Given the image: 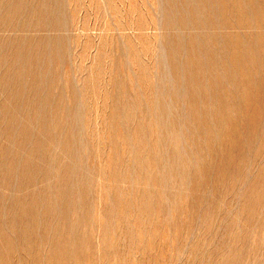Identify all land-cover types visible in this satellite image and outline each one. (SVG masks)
Listing matches in <instances>:
<instances>
[{
    "label": "rangeland",
    "instance_id": "1",
    "mask_svg": "<svg viewBox=\"0 0 264 264\" xmlns=\"http://www.w3.org/2000/svg\"><path fill=\"white\" fill-rule=\"evenodd\" d=\"M230 5L226 0H0V168L11 172L15 189L24 162L44 159L38 169L46 174L37 170L39 176L45 185L55 178L51 184L54 191L60 184L61 194L51 193L53 212L51 191L44 190L28 224H49L54 216L50 224H75L71 232L81 259L71 255L69 264H264V56H259L264 45L243 40L253 59L244 62L246 76L230 60L233 48L224 38L264 34V1L239 0L232 12ZM239 12L252 19L249 27H237ZM37 136L43 141L35 142ZM24 188L6 191L11 218L19 206L13 198ZM31 261L15 253L0 264H41Z\"/></svg>",
    "mask_w": 264,
    "mask_h": 264
},
{
    "label": "bare ground",
    "instance_id": "2",
    "mask_svg": "<svg viewBox=\"0 0 264 264\" xmlns=\"http://www.w3.org/2000/svg\"><path fill=\"white\" fill-rule=\"evenodd\" d=\"M115 1V0H114ZM227 2H230V12H232L235 8H233V7H240L239 6V0H226ZM257 1V0H256ZM264 1V0H263ZM20 2V1H19ZM58 2V1H57ZM9 3H11V2H9ZM18 3V2H17ZM21 3V2H20ZM19 3V4H20ZM29 3V2H28ZM48 3V2H47ZM109 3V2H108ZM24 4V3H23ZM23 4H21V6L23 5ZM25 4H27V3H25ZM24 4V5H25ZM55 4V3H54ZM18 5V4H17ZM112 5V4H111ZM12 6H14V5H12ZM28 6V5H27ZM50 6V5H49ZM52 6V5H51ZM10 7V6H9ZM8 7V8H9ZM24 7H26V6H24ZM12 7H10V9H11ZM29 8H32L31 7V4H30V7ZM28 8V9H29ZM18 9V8H17ZM36 9V8H35ZM40 9H41V7H40ZM39 9V10H40ZM259 9H261V10H263V8H256L255 10H257L258 12H259ZM27 10V9H26ZM37 10V9H36ZM44 10V9H43ZM112 10V9H111ZM184 10V9H183ZM217 10V9H216ZM13 11V10H12ZM22 11V10H21ZM30 11V10H29ZM3 12V11H2ZM17 11H15V13H16ZM20 12V11H19ZM28 12V11H27ZM185 12V11H184ZM189 12V11H188ZM8 13H10V10L8 11ZM13 13V12H12ZM22 13V12H21ZM24 13V12H23ZM22 13V14H23ZM29 13V12H28ZM31 13V12H30ZM42 13H44V12H42ZM223 13H225V12H223ZM226 13H228V12H226ZM250 13V12H249ZM26 14V13H25ZM238 14H240L241 15V17L239 18L240 20H239V25H237V27H240V28H246V27H249V25H250V22L252 21V19L249 17V19L247 18V15H245L246 13L245 12H239ZM11 16H12V14H10ZM9 15V16H10ZM29 15V14H28ZM44 15H45V13H44ZM19 16V15H18ZM41 16L42 15H40L39 17L41 18ZM47 16V15H46ZM258 16V15H257ZM12 18V17H11ZM15 18V17H14ZM185 18H186V16H185ZM5 19V18H4ZM25 19V18H24ZM31 19V18H30ZM35 19V18H34ZM38 19V18H37ZM46 19V18H45ZM52 19V18H51ZM50 19V20H51ZM187 19V18H186ZM39 20V19H38ZM37 20V21H38ZM43 20V19H42ZM48 20V19H47ZM49 20V21H50ZM9 21V20H8ZM19 21H20V19H19ZM36 21V20H35ZM154 21V20H153ZM26 22V21H25ZM40 22V21H39ZM39 22H38V24H39ZM260 22H262V23H264V21H260ZM29 23V22H28ZM198 23V22H197ZM200 23V22H199ZM225 40H227V46H231L232 48H233V50H232V54H231V56H230V60L236 65V66H238L239 68H240V71L241 72H244V74L246 75V76H250V73H249V71H248V69L246 68V66H245V64H244V62L247 60V58L249 59V60H253L252 58H249V57H247L251 52H252V50H251V48L249 47V46H247V44L246 43H244L243 42V40L244 39H250V38H254V40H257V41H259V44H262V46L264 45V34H262V33H260V34H255V35H253V34H251V33H247V31L246 32H242V33H232V34H227L225 37ZM19 39V38H18ZM25 39V38H24ZM27 39V38H26ZM22 40H23V38H22ZM29 40V39H28ZM145 41V40H144ZM19 42V41H18ZM23 42V41H22ZM25 42L27 43V42H29V41H26L25 40ZM32 42V41H31ZM35 42V41H34ZM45 42V41H44ZM47 42V41H46ZM1 43V42H0ZM20 43H21V41H20ZM30 43V42H29ZM52 43V42H51ZM176 43V42H175ZM19 44V43H18ZM33 44V43H32ZM43 44V43H42ZM26 45V44H25ZM24 44L22 45V46H25ZM28 45V44H27ZM177 45H178V43H177ZM18 46V45H17ZM17 46H15V47H17ZM31 46V45H30ZM41 46H43L44 47V45H41ZM47 46V45H46ZM45 46V47H46ZM1 47V46H0ZM4 45H3V50H4ZM20 47V46H19ZM28 47V46H27ZM26 47V48H27ZM34 47V45L32 46V48ZM52 47V46H51ZM36 48V47H35ZM35 48H33V49H35ZM53 48V47H52ZM55 48H56V46H55ZM174 48V47H173ZM2 49V48H1ZM11 49H12V47H10V51H11ZM21 49H22V47H21ZM37 49V48H36ZM40 49V48H39ZM38 49V50H39ZM44 49V48H43ZM162 49V48H161ZM177 49V47L175 48V50ZM183 49V48H182ZM6 50V49H5ZM26 50V49H25ZM51 50V49H50ZM12 51H14V50H12ZM18 51V50H17ZM21 51V50H20ZM24 51V50H23ZM27 51V50H26ZM39 51H41V50H39ZM179 51V50H178ZM33 52V51H32ZM34 52L36 53V51L34 50ZM42 52V51H41ZM58 52V51H57ZM260 52V54H259V56H261V57H263L264 56V51L263 50H261V51H259ZM14 53H16V50H15V52ZM23 53V52H22ZM30 53H31V51H30ZM7 54V53H6ZM12 54H13V52H12ZM36 54H39V53H36ZM3 55V54H2ZM9 55V54H8ZM16 55V54H15ZM27 55V54H26ZM251 55H253V54H251ZM1 56V55H0ZM20 56V55H19ZM40 56V55H39ZM42 56V55H41ZM32 57H35V54H33L32 55ZM45 57H46V55H45ZM12 58H15V57H12ZM22 58H23V56H22ZM30 58H31V56H30ZM37 58V57H36ZM3 59V58H2ZM1 58H0V60H2ZM8 59V58H7ZM42 59V58H41ZM43 59H45V58H43ZM4 60H5V58H4ZM10 60H11V57H10ZM29 60V59H28ZM36 60V59H35ZM38 60H40V59H38ZM192 60V59H191ZM8 61V60H7ZM14 61V60H13ZM12 61V62H13ZM15 61H16V59H15ZM32 61V60H31ZM45 61H46V59H45ZM35 62V61H34ZM37 62V61H36ZM40 62H42L43 63V61H40ZM50 62V61H49ZM176 62V61H175ZM10 63V62H9ZM33 63V62H32ZM11 64V63H10ZM21 64V63H20ZM5 65V64H4ZM4 65H3V67H4ZM13 65V64H12ZM34 65V64H33ZM179 65V64H178ZM251 65H252V63H251ZM11 66V65H10ZM21 65H19V67H20ZM24 66H25V64H24ZM30 66V65H29ZM176 66V65H175ZM181 66V65H180ZM184 66V65H183ZM12 67V70H14L15 68H13L14 66H11ZM23 66H21L20 68H22ZM178 67V66H177ZM30 68V67H29ZM36 67L34 66V69H32L33 71H35L36 69H35ZM39 68V67H38ZM38 68H37V70H38ZM45 68H46V66H45ZM51 68V67H50ZM4 69H6L5 67H4ZM3 69V70H4ZM19 69V68H18ZM256 69V68H255ZM2 70V69H1ZM44 70V69H43ZM49 70V69H48ZM180 70V69H179ZM8 71V70H7ZM10 71H11V69H10ZM16 71V73H17V70H15ZM28 71V70H27ZM40 71V70H39ZM35 72H37V71H35ZM43 72V71H42ZM45 72V71H44ZM1 73V72H0ZM11 73V72H10ZM12 73H14V72H12ZM22 73V72H21ZM32 73V72H31ZM25 74V73H24ZM38 75H39V73H37ZM12 75V74H11ZM16 75V74H15ZM15 75H12V76H15ZM26 75H28V74H26ZM34 75V74H33ZM37 75V76H38ZM42 75H44L43 73H41L40 74V76H42ZM4 76H8L6 73H5V75ZM9 76H10V74H9ZM23 77V76H22ZM36 77V76H35ZM203 77V76H202ZM4 78V77H3ZM9 78V77H8ZM15 79H17V76H15L14 77ZM24 79H25V77H23ZM38 78H39V76H38ZM43 78V77H42ZM41 78V79H42ZM7 79V78H6ZM19 79H21V78H19ZM29 79V78H28ZM36 79V78H35ZM2 80V79H1ZM0 80V81H1ZM4 80V79H3ZM13 80V82L15 81L14 79H12ZM11 80V81H12ZM26 80H27V78H26ZM10 81V82H11ZM21 81H23L22 79H21ZM36 81V80H35ZM195 81V80H194ZM261 81V80H260ZM3 82V81H2ZM2 82H1V84H2ZM5 82V81H4ZM18 82V81H17ZM30 82V81H29ZM34 82V81H33ZM23 83H24V81H23ZM27 84H28V82H26ZM31 83V82H30ZM29 83V84H30ZM43 82H41V84H42ZM196 83V82H195ZM5 84V83H4ZM7 84V83H6ZM10 84H12V82L10 83ZM33 84V83H32ZM35 84H38V82L36 83L35 82ZM9 85V84H8ZM18 85H19V83H18ZM22 85V84H21ZM2 86H4V85H2ZM20 86V85H19ZM39 86V85H38ZM153 86V85H152ZM23 87V86H22ZM31 87V86H30ZM41 87H43V86H41ZM203 87V86H202ZM21 88V87H20ZM1 89V88H0ZM21 89H23V88H21ZM20 89V90H21ZM26 89H28V88H26ZM214 89V88H213ZM30 90V89H29ZM40 90V89H39ZM5 91V90H4ZM10 91H12V89L11 90H9V92ZM26 91V90H25ZM31 91V90H30ZM35 91V90H34ZM36 91H38L37 89H36ZM42 91V90H41ZM144 91V90H143ZM259 91V90H258ZM2 92V91H1ZM7 92V91H6ZM5 92V93H6ZM16 92V91H15ZM15 92H11V93H15ZM23 92V91H22ZM27 92V91H26ZM29 92V91H28ZM28 92H27V94H28ZM39 92V91H38ZM208 92V91H207ZM263 92V91H262ZM4 93V92H3ZM31 93V92H30ZM7 94H9L10 95V93H7ZM12 94V95H13ZM35 94V93H34ZM37 94V93H36ZM44 94V93H43ZM53 94V93H52ZM19 95V94H18ZM41 95V94H40ZM5 96H7V95H5ZM11 96V95H10ZM20 96H22V95H19V97ZM30 96V95H29ZM28 96V97H29ZM13 97H15V96H13ZM18 97V98H19ZM23 97H25V96H23ZM149 97V96H148ZM196 97V96H195ZM194 97V98H195ZM9 98V97H8ZM17 98V99H18ZM30 98V97H29ZM32 98V97H31ZM30 98V99H31ZM12 99H14V98H12ZM16 99V98H15ZM16 99V100H17ZM19 99H22V98H19ZM18 99V100H19ZM24 99V98H23ZM35 99V98H34ZM47 99V98H46ZM3 100H6V99H3ZM16 100H15V102H14V104H17L16 103ZM28 100V99H27ZM114 100V99H113ZM23 101V100H22ZM22 101H21V103H22ZM31 101V100H30ZM29 101V102H30ZM50 101V100H49ZM48 101V102H49ZM11 102H13V101H11ZM24 102V101H23ZM34 102V101H33ZM52 102V101H51ZM58 102H60V101H58ZM57 102V103H58ZM0 104H2V103H0ZM4 104H6V103H4ZM3 104V105H4ZM26 104H27V102H26ZM25 103L24 104H22V105H24V107H25V105H26ZM34 104V103H33ZM43 104V103H42ZM46 104H49V103H46ZM54 104V103H53ZM8 105V104H7ZM6 105V106H7ZM13 105V103L11 104V106ZM21 105V104H20ZM20 105L18 106V107H20ZM29 105V104H28ZM32 105V104H31ZM35 105V104H34ZM45 105V104H44ZM57 105V104H56ZM55 105V106H56ZM5 106V107H6ZM15 106V105H14ZM33 106V105H32ZM48 106V105H47ZM53 106V105H52ZM62 106V105H61ZM15 107H17V106H15ZM23 107V106H22ZM31 107V106H30ZM38 107H39V105H38ZM3 108V107H2ZM27 109H28V106L26 107ZM25 108V109H26ZM52 108V107H51ZM58 108V107H57ZM214 108V107H213ZM264 108V107H263ZM5 109V108H4ZM13 109V108H12ZM29 109H31V108H29ZM61 109V108H60ZM233 109V108H232ZM6 110V109H5ZM15 110H17L18 111V108L17 109H15ZM20 110L22 111V109L20 108ZM49 110H50V108H49ZM0 111H2V109L0 110ZM9 111V110H8ZM12 111V110H11ZM25 111V110H24ZM32 111H35V110H32ZM51 111V110H50ZM57 111V110H56ZM62 111V110H61ZM5 112V111H4ZM19 112V111H18ZM17 112V113H18ZM60 112V111H59ZM10 113V112H9ZM26 113H28V112H26ZM31 113L32 112H30V115H31ZM2 114V113H1ZM5 114V113H4ZM10 114H12V113H10ZM44 114V113H43ZM67 114V113H66ZM236 114V113H235ZM6 115V114H5ZM4 115V116H5ZM29 114H27V116H28ZM42 115V114H41ZM49 115V114H48ZM218 115V114H217ZM2 116V115H1ZM0 116V117H1ZM9 116V115H8ZM14 116V115H13ZM16 116H18V114L16 115ZM45 116V115H44ZM57 116V115H56ZM63 116V115H62ZM61 116V117H62ZM215 116V115H214ZM260 116V115H259ZM7 117V116H6ZM10 117V116H9ZM127 117V116H126ZM1 118H3V117H1ZM26 118V117H25ZM29 118V117H28ZM31 118H33V117H31ZM31 118H29V120L31 119ZM72 118V117H71ZM63 119H65V118H63ZM3 120V119H2ZM12 120V118H10V120H8V121H11ZM26 120V119H25ZM35 120V119H34ZM37 120H38V118H37ZM39 120H42V119H39ZM44 120V119H43ZM53 120V119H52ZM67 120H68V118H67ZM121 120V119H120ZM5 121H7V120H5ZM5 121H4V123H5ZM17 121H19V120H17ZM58 122H60L59 120H57ZM3 122V121H2ZM23 122H24V120H23ZM26 122V121H25ZM27 122H29L28 120H27ZM32 122V121H31ZM43 122V121H42ZM56 122V121H55ZM61 122H66V121H61ZM70 122V121H69ZM152 122V121H151ZM187 122V121H186ZM33 123V122H32ZM104 123V122H103ZM6 124V123H5ZM5 124H3V125H5ZM7 124H8V122H7ZM10 124V123H9ZM8 124V125H9ZM12 124V123H11ZM10 124V125H11ZM15 124H16V122H15ZM29 124H30V122H29ZM44 124V123H43ZM244 124V123H243ZM23 125H24V123H23ZM28 125V124H27ZM34 125V124H33ZM38 125H40L39 123H38ZM60 125V124H59ZM64 125V124H63ZM2 126V125H1ZM30 126V125H29ZM46 126V125H45ZM50 126V129H51V124L49 125ZM54 126V125H53ZM58 126V125H57ZM6 127H8L7 125H6ZM10 127V126H9ZM19 127H23V126H19ZM41 128H43L42 126H40ZM4 128V127H3ZM25 128H26V125H25ZM49 128V127H48ZM58 128V127H57ZM62 128V127H61ZM60 128V129H61ZM1 129V128H0ZM7 129V128H6ZM6 129H4L5 131H6ZM15 129V128H14ZM14 129H11V130H14ZM24 129V128H23ZM27 129V128H26ZM25 129V130H26ZM45 129H47V127H45ZM45 129H42L43 131L45 130ZM66 129V128H65ZM233 129V128H232ZM21 129H19V131H20ZM24 130V132H26ZM48 130V129H47ZM64 130V129H63ZM239 130V129H238ZM2 131V130H1ZM0 131V132H1ZM9 131V130H8ZM17 131H18V129H17ZM29 131H31V128H30V130ZM60 131V130H59ZM58 131V132H59ZM4 132V131H3ZM2 132V133H3ZM7 132V131H6ZM23 131L21 132V133H24ZM45 132H47V131H45ZM61 132V131H60ZM5 133V132H4ZM11 133H13V132H11ZM11 133H9L8 132V134H10L11 135ZM18 133H20V132H18ZM20 133V135L22 136V138H23V135H25V134H21ZM28 133H31V132H28ZM52 134H53V132H51ZM55 133V132H54ZM57 133V132H56ZM193 133V132H192ZM33 134V133H32ZM34 134H36L35 132H34ZM41 134V133H40ZM63 134V133H62ZM71 134V133H70ZM249 134V133H248ZM26 135H28V134H26ZM31 135V134H30ZM29 135V136H30ZM43 135H45V137L47 138V135L44 133ZM42 135V136H43ZM109 135V134H108ZM151 135V134H150ZM12 136H13V134H12ZM19 136V135H18ZM20 136V137H21ZM136 136V135H135ZM7 137H9V135L7 136ZM25 137V136H24ZM27 137V136H26ZM33 137H35V136H33ZM39 136H37V138H36V140H35V142H37V139L39 140V138H38ZM57 137V136H56ZM69 137V136H68ZM141 137V136H140ZM18 138V137H17ZM22 138H21V140H22ZM29 138V137H28ZM71 138V137H70ZM1 139V138H0ZM25 139V138H24ZM42 139V138H41ZM41 139L39 140V141H41ZM52 139V138H51ZM57 139H59L58 137H57ZM13 140V139H12ZM11 139L10 140H8L9 142H7V143H12V142H10V141H12ZM16 140V142H17V139H15ZM29 140H30V138H29ZM46 139H44V141H45ZM48 140V139H47ZM69 140V139H68ZM92 140V139H91ZM108 140H110V139H108ZM125 140V139H124ZM136 140V139H135ZM32 141H33V138H32ZM38 141V142H39ZM43 141V140H42ZM41 141V142H42ZM49 141V140H48ZM61 141H62V139H61ZM73 141V140H72ZM76 141V140H75ZM123 141V140H122ZM199 141V140H198ZM21 142V141H20ZM29 142V141H28ZM34 142V141H33ZM40 142V143H41ZM51 142V141H50ZM55 141H53V143H54ZM104 142H105V140H104ZM142 142V141H141ZM4 143V142H3ZM25 144H28L27 142H24ZM44 143V142H43ZM52 143V144H53ZM65 143H66V141H65ZM122 143V142H121ZM121 143H120V145H121ZM125 143V142H124ZM203 143V142H202ZM6 144V143H5ZM21 144V143H20ZM20 144H18V145H20ZM23 144V143H22ZM25 144H24V146H25ZM55 144V143H54ZM67 144V143H66ZM69 144V143H68ZM110 144V143H109ZM137 144V143H136ZM9 145V144H8ZM18 145H17V147H18ZM29 146H30V144H28ZM38 145V143L37 144H35V146H37ZM43 145V144H42ZM46 145H47V142H46ZM71 145V144H70ZM2 146H4L3 144H2ZM6 146H7V144H6ZM22 146V145H21ZM28 146V149L30 148ZM34 146V145H33ZM72 146V145H71ZM71 146H70V149H71ZM75 146V145H74ZM74 146H73V148H74ZM137 146V145H136ZM151 146V145H150ZM244 146V145H243ZM16 147V148H17ZM38 147V149H39V147H40V145H38L37 146ZM42 147V146H41ZM67 147V146H66ZM65 147V148H66ZM7 148H8V146H7ZM15 148V149H16ZM33 148H36V147H33ZM43 148V147H42ZM41 148V149H42ZM51 148V147H50ZM49 148V149H50ZM64 148V149H65ZM72 148V149H73ZM197 148V147H196ZM23 149V148H22ZM26 149V148H25ZM37 149V148H36ZM44 149H45V147H44ZM44 149H43V151L42 152H44ZM58 149V148H57ZM108 149V148H107ZM142 149V148H141ZM9 150V149H8ZM17 150H18V148H17ZM21 150V149H20ZM27 150V149H26ZM30 150H31V148H30ZM29 150V151H30ZM47 150V149H46ZM68 149H66V151H67ZM171 150V149H170ZM24 151V150H23ZM32 151H34V150H32ZM40 151V150H39ZM73 151H75V150H73ZM136 151V150H135ZM22 151H20V153H21ZM27 152V151H26ZM25 152V153H26ZM31 152V151H30ZM37 152V151H36ZM35 152V155L37 154ZM70 152V151H69ZM72 152V151H71ZM70 152V153H71ZM201 152V151H200ZM0 153H3V151L1 152L0 151ZM10 153H11V151H10ZM16 153V152H15ZM39 153H41V152H39ZM53 153V152H52ZM74 153V152H73ZM72 153V154H73ZM142 153V152H141ZM5 154V153H4ZM8 154V153H7ZM7 154H5V156L7 155ZM22 154H23V152H22ZM31 155H33L32 153H30ZM47 154H48V152H47ZM39 155V154H38ZM37 155V156H38ZM44 155H46V154H44ZM57 155V154H56ZM138 155V154H137ZM146 155V154H145ZM211 155V154H210ZM2 156H3V154H2ZM12 156V155H11ZM16 155H14L13 157H15ZM39 156H42V155H39ZM47 156V155H46ZM58 156V155H57ZM57 156H55V158H57ZM184 156V155H183ZM4 157V156H3ZM7 157V156H6ZM19 157H20V155H19ZM45 157V156H44ZM48 157V156H47ZM46 157V159H47V161H48V158ZM54 157V156H53ZM139 157V156H138ZM212 157V156H211ZM8 158V157H7ZM17 158V157H16ZM21 158V157H20ZM19 158V159H20ZM37 158V157H36ZM39 158L40 157H38V160H35V156H34V160H32V161H25L24 159V170H23V172H22V177H21V175H20V179L19 180H17L18 182H17V184H16V186H15V189L13 188L14 186H13V184L11 185V183H10V180H11V178H12V174H11V172L8 170V169H5L4 167V165H2V167L3 168H0V261H2V260H4V259H6V258H8V257H10L11 255H13V254H17V255H19L20 257H21V259H31L32 261L34 260L35 262L36 261H40L41 262V264H69V258L71 257V255H74L75 254V257L74 258H79L80 256H79V254L80 253H78V251L76 250V243L78 242H75V240H76V237L74 236L73 237V234L74 233H72L71 232V227H73V226H71V224L69 223V224H67V223H65V224H56V223H54V224H50V222H52V220L55 218V216H54V218L52 219V220H48L49 221V224H28L29 222H31L33 219L30 217V213H32V208H33V205L34 204H38L37 202L35 203V201L36 200H38V199H41L40 197H41V193H42V195H44V190H45V193H46V191L48 192V191H51L50 192V195H49V193L47 194V195H49L48 197H51V193H53V191H54V189H53V185L51 184L52 183V181L53 180H55V178L51 181V179H50V182L51 183H49V184H47V185H45V178L44 177H41L42 179H43V181H41L40 179V174H39V171H37V170H40V169H38L39 168V165L38 164H41V163H39V161H41V159L42 160H44L43 158H41L40 160H39ZM50 158H52V157H50ZM6 159V158H5ZM13 159V158H12ZM18 159V160H19ZM30 159H31V157H30ZM72 159V158H71ZM256 159V158H255ZM1 160V159H0ZM3 160H4V158H3ZM21 160V159H20ZM19 160V161H20ZM51 160V159H50ZM88 160V159H87ZM264 160V159H263ZM2 161V160H1ZM0 161V162H1ZM5 161V160H4ZM3 161V162H4ZM8 161H9V159H8ZM13 160H11V162H12ZM57 161V160H56ZM73 161V160H72ZM103 161H104V159H103ZM234 161H235V159H234ZM233 161V162H234ZM18 162V161H17ZM46 162V160L44 161V163ZM53 162V161H52ZM105 162V161H104ZM5 163V162H4ZM3 163V164H4ZM9 163V162H8ZM13 163V162H12ZM20 163H22V161L20 162ZM6 164H7V161H6ZM15 164V163H14ZM47 164V163H46ZM45 164V165H46ZM53 164V163H52ZM55 164V163H54ZM57 164V163H56ZM217 164V163H216ZM16 165V164H15ZM44 165V164H43ZM43 165H42V167H41V169L42 168H44L45 167V165H44V167H43ZM175 165V164H174ZM7 166H9V165H7ZM10 166H11V164H10ZM18 166V165H17ZM48 166V164L46 165V167ZM70 166V165H69ZM75 166V165H74ZM218 166V165H217ZM12 167H13V165H12ZM45 167V168H46ZM56 167V166H55ZM191 167V166H190ZM51 168V167H50ZM57 168V167H56ZM16 169V168H15ZM47 169H49V168H47ZM65 169V168H64ZM63 169V170H64ZM109 169V168H108ZM14 170V169H13ZM55 171H56V169H54ZM53 170V171H54ZM62 170V169H61ZM69 170V169H68ZM72 170V169H71ZM74 170V169H73ZM20 171V170H19ZM18 170L16 171V173L17 172H19ZM22 171V170H21ZM42 173H44L43 172V169L42 170H40ZM49 171V170H48ZM52 171V170H51ZM58 172H59V170H58ZM63 172V171H62ZM73 172V171H72ZM251 172V171H250ZM12 173H14V172H12ZM37 173H38V175H37ZM49 173V172H48ZM47 173V174H48ZM52 173V172H51ZM55 173V172H54ZM53 173V174H54ZM19 173H17V175H18ZM44 174H46V173H44ZM61 174V173H60ZM72 174V173H71ZM77 174V173H76ZM127 174V173H126ZM57 175V174H56ZM62 175V174H61ZM65 175V174H64ZM41 176H43V175H41ZM45 176V175H44ZM47 176V175H46ZM50 176H53V175H51L50 174ZM60 176V175H59ZM84 176V175H83ZM47 177H49V176H47ZM73 177V176H72ZM72 177L70 176V178L72 179ZM81 177V176H80ZM13 178H15V176L13 177ZM18 178V177H17ZM58 178V177H57ZM56 178V179H57ZM63 178V177H62ZM61 178V179H62ZM64 179V178H63ZM67 179H68V177H67ZM67 179H66V181H67ZM99 179V178H98ZM46 180H49V179H46ZM251 180V179H250ZM74 181V180H73ZM102 181V180H101ZM193 181V180H192ZM16 182V181H15ZM76 182V181H75ZM75 182H73L72 184H74ZM62 183V182H61ZM66 183V182H65ZM68 183V182H67ZM84 183V182H83ZM40 184H41V186H42V184H43V188H40V189H38V191H34L33 190V188H34V186H37V188H38V185L40 186ZM69 184H71V183H69ZM71 184V185H72ZM82 184V183H81ZM54 185H55V183H54ZM70 185V186H71ZM79 185V184H78ZM109 185V184H108ZM23 186H25V188H24V190L26 189V191H24L23 192V190H22V194L21 195H19V194H17V195H19L18 197H16V198H13V200L15 201V200H17L16 202L18 203L19 202V206H17L18 207V211H17V214L18 215H16L17 217H15V218H11L10 216V212H11V210H12V208H11V206H10V203L8 204L7 203V201L9 200V198H8V196L10 195H7V193H6V191L7 190H10V191H12L13 189V194H15L14 193V191L15 190H17V192H18V190H20L21 188H23ZM33 186V188L31 189V191L29 190L31 187ZM40 186V187H41ZM57 185H55L54 187H56ZM58 186H61L60 184H58ZM58 186H57V190H58ZM62 186H63V184H62ZM69 186V187H70ZM74 186V185H73ZM123 186V185H122ZM46 187V189H44ZM64 187V186H63ZM67 187V186H66ZM36 188V187H35ZM61 188V187H60ZM68 188V187H67ZM66 188V189H67ZM71 188H72V186H71ZM74 188V187H73ZM198 188V187H197ZM222 189V188H221ZM55 190H56V188H55ZM56 190V191H57ZM56 191H54V193H53V196H54V194H55V192ZM61 191H62V189H61ZM70 191V190H69ZM16 192V191H15ZM58 192H60L59 190H58ZM18 193H20V191L18 192ZM65 193V192H64ZM68 193V192H67ZM104 193V192H103ZM237 193V192H236ZM58 194H61V192L60 193H58ZM63 194V193H62ZM66 194V193H65ZM12 195V194H11ZM67 195H69L70 196V193L69 194H67ZM135 195V194H134ZM13 196V195H12ZM55 196H58V195H55ZM64 196V195H63ZM66 196V195H65ZM133 196V195H132ZM48 197H45V198H48ZM60 197H62V196H60ZM67 197V196H66ZM52 198H54V197H51V199H48V203H49V206L51 207L52 205H51V202H52ZM64 198V197H63ZM67 198H69V197H67ZM67 198H66V200L65 201H68L67 200ZM10 199H12V197L10 198ZM55 199V198H54ZM12 200V201H13ZM42 200V199H41ZM47 200V199H46ZM45 200V201H46ZM63 200V199H62ZM12 201H10V202H12ZM43 201V200H42ZM56 200H54V202H55ZM65 201H63V203L65 202ZM71 202V201H70ZM70 202H68V204L70 203ZM13 203H15V202H13ZM6 204H8L7 205V207H6ZM12 204V203H11ZM43 204V203H42ZM67 204V203H66ZM67 204V205H68ZM15 205V204H14ZM45 205V204H44ZM43 205V206H44ZM54 205H56V204H54ZM71 205V204H70ZM73 205V204H72ZM39 206H40V204H39ZM39 206H37V207H39ZM49 206H48V208H49ZM59 206H61V205H59ZM185 206V205H184ZM16 207V208H17ZM35 207V206H34ZM41 207H42V205H41ZM70 207V206H69ZM97 207V206H96ZM142 207V206H141ZM42 208H44V207H42ZM48 208L46 207V210H47V212L48 211H50V209L48 210ZM52 208H53V210L55 209L54 208V206H52ZM57 208V207H56ZM62 208V207H61ZM65 208H68V207H65ZM102 208V207H101ZM63 209V208H62ZM71 209V208H70ZM70 209H67V211L69 210L70 211ZM34 210V209H33ZM36 210L37 209H35V212H36ZM57 210H60V207L59 208H57ZM56 210V211H57ZM42 211H45V209L44 210H42ZM62 211V210H61ZM60 211V212H61ZM66 211V212H67ZM69 211L67 212L68 213V215L70 214L69 213ZM34 212V211H33ZM53 212H55V210L53 211ZM132 212V211H131ZM57 213V212H56ZM55 213V214H56ZM59 213V212H58ZM65 213V212H64ZM67 213H66V216H67ZM203 213V212H202ZM16 214V213H15ZM35 214V213H34ZM33 214V215H34ZM38 214V213H37ZM41 214V213H40ZM61 214L63 215V212H61ZM160 214V213H159ZM47 215V214H46ZM54 214L52 213V216H53ZM57 215V214H56ZM152 215V214H151ZM13 216V215H12ZM35 216H36V214H35ZM34 216V217H35ZM45 216V215H44ZM48 216V215H47ZM46 216V217H47ZM50 216V215H49ZM100 216V215H99ZM40 217V216H39ZM41 217H43V215H41ZM40 217V218H41ZM95 217V216H94ZM18 219V223L17 224H10V223H12L15 219ZM49 218V217H48ZM50 218H51V216H50ZM60 218V222H62V216H60L59 217ZM134 218V217H133ZM16 219V220H17ZM34 219H36L37 220V216H36V218H34ZM43 218H41V220H42ZM44 219H45V217H44ZM35 220V221H36ZM5 221H7V224L5 223ZM19 221H20V224H19ZM37 221H39V220H37ZM45 221V220H44ZM43 221V222H44ZM58 221V220H57ZM65 221H66V219H65ZM68 221V220H67ZM66 221V222H67ZM179 222V221H178ZM46 223V222H45ZM101 223V222H100ZM99 223V224H100ZM98 224V223H97ZM77 225V224H76ZM81 225V224H80ZM79 225V226H80ZM83 225V224H82ZM93 225V224H92ZM85 227H87L88 228V230H89V224H88V226L87 225H85ZM91 227V226H90ZM97 227V226H96ZM95 227V228H96ZM100 227H101V224H100ZM104 227H105V224H104ZM80 228H82V227H80ZM98 228V227H97ZM76 229L78 230L79 228L76 226ZM105 229V228H104ZM104 229H101L102 231H100V232H102L103 233V230ZM82 230H83V228H82ZM91 228H90V232H91ZM108 230V229H107ZM118 230V229H117ZM76 232H78V231H76ZM80 232H81V230H80ZM89 232V231H88ZM89 232V233H90ZM93 232V231H92ZM128 232V231H127ZM83 233V232H82ZM85 233V232H84ZM94 233V232H93ZM81 234V233H80ZM80 234H78L79 236H80ZM97 234L99 235V233L97 232ZM109 234V233H108ZM75 235V234H74ZM77 235V234H76ZM85 234H83V236H84ZM93 235V234H92ZM95 235V234H94ZM111 235V234H110ZM172 235V234H171ZM89 236H90V234H89ZM101 236V235H100ZM86 237V236H85ZM106 237V236H105ZM121 237V236H120ZM123 237V236H122ZM75 238V239H74ZM80 238L81 237H79L78 238V240H80ZM89 238L90 237H88V240H89ZM100 238H103V237H100ZM107 238V237H106ZM95 239V238H94ZM97 239H98V236H97ZM105 239V238H104ZM104 239H102V240H104ZM115 239V238H114ZM122 239H124V238H122ZM81 240H83V237L81 238ZM101 240V239H100ZM106 240V239H105ZM131 240V239H130ZM85 241V240H84ZM119 241V240H118ZM129 241V240H128ZM132 241V240H131ZM139 241V240H138ZM137 241V242H138ZM88 242V244H89V241H87ZM86 242V243H87ZM92 242V241H91ZM104 242V241H103ZM163 242V241H162ZM82 243V242H81ZM93 243V242H92ZM123 243V242H122ZM166 243V242H165ZM97 244H99L98 242H97ZM116 244H118V243H116ZM78 245H80V244H78ZM83 245H84V242H83ZM129 245V244H128ZM131 245V244H130ZM82 246V245H81ZM86 246H89V245H87L86 244ZM92 246V245H91ZM95 246V245H94ZM99 246V245H98ZM103 246H106V245H103ZM138 246V245H137ZM80 247V246H79ZM100 247H101V244H100ZM117 248H120V247H118V245L116 246ZM150 247V246H149ZM161 247V246H160ZM73 248L75 249V250H73ZM77 248H78V246H77ZM82 248V247H81ZM99 248V247H98ZM115 248V247H114ZM122 248V247H121ZM128 248V247H127ZM129 248H132V247H130L129 246ZM110 249V248H109ZM163 249V248H162ZM115 250H116V248H115ZM119 250V249H118ZM118 250H116L117 252H118ZM98 251V250H97ZM104 251H106L105 249H104ZM121 251V250H120ZM80 252V251H79ZM107 252H109L108 250H107ZM98 253V252H97ZM111 253H112V251H111ZM111 253H108V254H111ZM119 253V252H118ZM107 254V253H106ZM103 255H104V253H103ZM120 255H121V253H120ZM83 256V255H82ZM109 256V255H108ZM42 257V258H41ZM95 257V256H94ZM104 257V256H103ZM107 257V256H106ZM122 257H123V255H122ZM86 258V257H85ZM93 258V257H92ZM97 258V257H96ZM163 258V257H162ZM11 259V258H10ZM80 259H81V257H80ZM154 259V258H153ZM86 260V259H85ZM94 260V259H93ZM147 260V259H146ZM9 261V260H8ZM32 261H31V263H32ZM74 261V260H73ZM71 261V264L72 263H75V264H79V262H77V261H79V260H76V261ZM88 261H89V259H88ZM91 261V260H90ZM221 261V260H220ZM93 262V261H92ZM82 263V262H81ZM123 263V262H122ZM153 263V262H152ZM11 264V263H10ZM27 264V263H26ZM93 264H94V262H93ZM133 264V263H132ZM142 264V263H141Z\"/></svg>",
    "mask_w": 264,
    "mask_h": 264
}]
</instances>
